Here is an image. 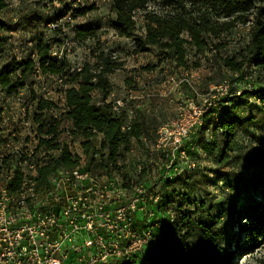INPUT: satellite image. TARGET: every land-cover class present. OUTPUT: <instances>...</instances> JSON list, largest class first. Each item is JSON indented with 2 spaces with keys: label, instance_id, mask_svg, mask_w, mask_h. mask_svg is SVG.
I'll use <instances>...</instances> for the list:
<instances>
[{
  "label": "trees",
  "instance_id": "obj_1",
  "mask_svg": "<svg viewBox=\"0 0 264 264\" xmlns=\"http://www.w3.org/2000/svg\"><path fill=\"white\" fill-rule=\"evenodd\" d=\"M75 2L71 0L69 5ZM7 7V1L0 0V12ZM111 11L114 17L108 21L109 26L118 37L132 40L131 55L154 52L160 62H171L175 69L190 71L199 68L200 57L206 59L209 54V61L229 73L233 83L243 80L248 69L264 76V0H112ZM7 27L0 21V31ZM237 27L247 29L248 42L222 54L221 50L229 44L226 36ZM57 28L53 29L54 33L59 32ZM70 30L77 44L97 40L93 27L72 26ZM53 42L60 45L59 41ZM29 44L31 56L19 60L12 58L7 64H2L0 51V90L5 96H16L25 91L33 75L53 79L61 87L62 108L29 91V103L33 108L30 119L37 125L40 145L55 153L49 157V163L38 170L39 182L43 183L59 169L79 166L80 157L66 146L59 145L62 138L59 129L65 123L70 125L69 133L80 139L87 167L96 164L100 168L121 158L129 151L132 141L138 142L143 136L151 139L160 127L156 113L134 108L133 119L127 128L122 129L128 122L125 108L116 114L112 106L104 102L113 92L108 77L123 67L111 54L91 51L92 62L71 68L64 57L52 56L51 44L43 34H36ZM146 70H150L149 67ZM248 95L249 91H237L228 86L227 94L216 102V107H210L202 115L201 125L190 134L191 141L182 143L181 148L191 144L217 164H228L226 154L230 151L237 125L242 126L236 115L239 106L248 104ZM257 95L264 96L256 90L253 96ZM98 102L102 104L98 105ZM135 104L133 100L127 106ZM56 112L58 117L53 115ZM49 136L48 140L42 138ZM98 137L100 142H97ZM218 137L223 140L222 144ZM173 180V177L166 178L164 185H172ZM262 196L264 199V193ZM170 202L169 198L160 195L152 204L167 217L165 220L153 217L146 226L152 227L156 238L150 254L164 249L169 251L168 246L173 252L164 264H231L233 257L242 252L237 243H234L235 251L224 249L223 239L215 229L221 216L212 220L213 207L207 209L206 220L197 223L181 216L179 209L178 212L173 209ZM140 218L136 219L137 225L141 224ZM240 218L248 224L246 244L254 246L256 238L264 232V205L256 204L245 209L235 222ZM146 247L133 260L112 264H138L140 258L153 263L150 255H145ZM156 249L158 251L154 252Z\"/></svg>",
  "mask_w": 264,
  "mask_h": 264
},
{
  "label": "rangeland",
  "instance_id": "obj_2",
  "mask_svg": "<svg viewBox=\"0 0 264 264\" xmlns=\"http://www.w3.org/2000/svg\"><path fill=\"white\" fill-rule=\"evenodd\" d=\"M6 1L8 7L0 12V21L8 26L0 31L2 64L9 63L12 58L31 56L29 43L38 33L45 36L51 44V50L64 57L71 68L92 62L91 51L111 54L123 64L121 70L108 77L112 91L119 99H125L128 91L143 92L135 100V105L142 106L149 114L156 113L160 126L184 114L190 103L201 106L204 102H220L223 98L221 94L228 86L237 91H249L248 104L239 106L236 115L242 126L237 125L230 151L226 154L228 164H217L191 144L185 149L181 148L182 144L179 149H174L163 137L165 141L161 140V148L153 152V158L147 154L151 145H136L134 155L124 159L125 167L128 168L125 178L137 181L145 188L156 186L157 194L169 198L173 209L177 212L179 209L181 216L197 223L205 221L207 209L213 207L212 220L221 216L215 229L223 239L224 249L235 251L234 243L242 249L239 255L233 257L231 264H264V232L256 238V244L250 247L246 244L247 222L243 218L235 222L245 209L256 204L264 205V96H253L256 90L264 95V76L248 69L243 80L233 83L229 73L219 70L209 61V54L206 59L200 57V67L190 71L175 69L171 62H160L154 52L131 55L132 40L118 37L109 26L108 21L114 17L112 0H76L72 5H69L71 0ZM91 7L95 10H88ZM51 25H57L59 32L54 33ZM72 26L95 28L97 40L75 43L70 30ZM53 40L59 41L60 45ZM225 40L229 44L221 50L222 54L246 44L247 29L237 27ZM147 67L150 70H146ZM27 85L23 97L29 115L33 114L29 91L41 95L42 86L50 91V99L60 106L61 87L53 79L33 75ZM18 109L14 105L11 113L4 111L0 96V121H5L4 129L13 124ZM25 134L33 136H30V131ZM191 135L182 143L191 141ZM157 137L154 133L151 143L155 144ZM218 142L223 143L221 137H218ZM169 163L171 166L167 177H173L174 180L172 185H164L165 166ZM149 209L153 211L155 219H166L167 216L156 210L153 204L149 205ZM168 247L169 251L159 250L152 255L149 253L151 249L146 247L145 255H150L154 261L152 264H164L169 254H173Z\"/></svg>",
  "mask_w": 264,
  "mask_h": 264
},
{
  "label": "built area",
  "instance_id": "obj_3",
  "mask_svg": "<svg viewBox=\"0 0 264 264\" xmlns=\"http://www.w3.org/2000/svg\"><path fill=\"white\" fill-rule=\"evenodd\" d=\"M56 27L51 25L52 29ZM52 56L61 58L55 52ZM40 92L43 99L52 101L45 86ZM226 94L227 89L221 97ZM0 96L7 113L13 111L14 105L19 107L8 128L4 129L6 123L0 121V264H112L133 260L146 246L154 249V232L146 226L153 218L148 207L159 200L157 188H145L126 179L128 168L124 159L134 155L137 144L151 145L147 154L153 158V152L161 148V140L165 141L163 137L171 147L179 149L182 141L201 125L202 115L217 106L210 101L201 106L190 103L184 114L157 129L155 144L148 137H140L138 142L132 141L134 144L121 158L102 168L96 164L87 167L80 139L69 133L70 125L65 123L59 129L62 134L59 145L80 157L79 166L59 169L41 183L38 170L55 153L40 145L37 125L30 119L23 92L5 96L0 90ZM138 96L128 91L125 99H119L112 92L104 101L116 114L125 108L128 122L122 129L134 117L135 106L128 107V102ZM26 131L33 136H26ZM42 138L48 140L51 136ZM100 141L98 137L97 142ZM170 166L171 163L165 166L164 180L171 179L167 177ZM139 216L141 224L137 225ZM137 263L152 264V261L140 258Z\"/></svg>",
  "mask_w": 264,
  "mask_h": 264
},
{
  "label": "crops",
  "instance_id": "obj_4",
  "mask_svg": "<svg viewBox=\"0 0 264 264\" xmlns=\"http://www.w3.org/2000/svg\"><path fill=\"white\" fill-rule=\"evenodd\" d=\"M19 60V59H18ZM60 99H61V103L63 102V99L61 98V96H60ZM61 103H60V106H62L61 105ZM138 105V104H137ZM135 106V108H138V109H140V108H142L143 109V107L141 106V107H139V106H136V105H134ZM146 110V109H145ZM134 143H135V141H133ZM132 143V142H131ZM134 143H132V144H134Z\"/></svg>",
  "mask_w": 264,
  "mask_h": 264
}]
</instances>
